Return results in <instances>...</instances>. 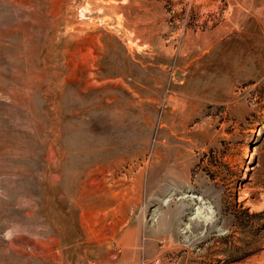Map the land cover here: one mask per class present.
<instances>
[{"label":"rangeland","instance_id":"1","mask_svg":"<svg viewBox=\"0 0 264 264\" xmlns=\"http://www.w3.org/2000/svg\"><path fill=\"white\" fill-rule=\"evenodd\" d=\"M0 264H264V0H0Z\"/></svg>","mask_w":264,"mask_h":264}]
</instances>
